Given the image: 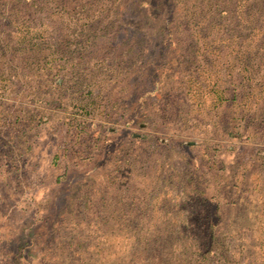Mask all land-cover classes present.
<instances>
[{"label": "rangeland", "instance_id": "rangeland-1", "mask_svg": "<svg viewBox=\"0 0 264 264\" xmlns=\"http://www.w3.org/2000/svg\"><path fill=\"white\" fill-rule=\"evenodd\" d=\"M0 264H264V0H0Z\"/></svg>", "mask_w": 264, "mask_h": 264}]
</instances>
